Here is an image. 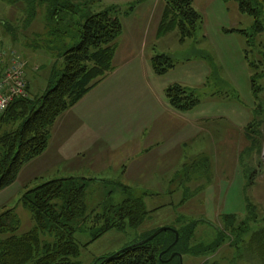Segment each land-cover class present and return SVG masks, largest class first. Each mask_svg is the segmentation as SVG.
I'll list each match as a JSON object with an SVG mask.
<instances>
[{
  "label": "rangeland",
  "instance_id": "obj_1",
  "mask_svg": "<svg viewBox=\"0 0 264 264\" xmlns=\"http://www.w3.org/2000/svg\"><path fill=\"white\" fill-rule=\"evenodd\" d=\"M108 1L111 0H88L93 11L111 4ZM144 3L143 6L135 4V8L134 3L112 5L120 7V21L126 23L130 18H140L136 12L140 7L145 12ZM193 6L202 16V23L194 37L180 42L174 30L158 43H148L146 49L143 46L141 54L150 52L153 55L172 56L175 65L159 77V82L161 85L180 84L194 93L199 106L185 113L187 118L209 113V102L224 104L223 108L218 105L225 113L221 124L217 123L214 138L218 152H207L205 159L197 162L193 160L186 181L177 172L174 174L176 181H172L170 188L164 191L140 190L135 188L134 182L126 179L123 166L114 165V159L113 164L100 173H87L84 170L72 174L65 170V163H56L55 157H69L75 152H62V148L55 147L53 142L49 150L46 148L48 151L25 163L12 184L0 190V216L8 226L2 238L21 236L34 227L31 209L22 199L27 190L51 179L80 175L92 179L86 188L88 211L101 212L103 207L119 205L129 196L144 197L147 210L164 206L149 212L138 227L124 222L122 227H111L96 238L94 236L98 233L99 225L93 224L91 219L86 220L83 229L76 233V239L82 244L77 264H93L96 258L114 254L139 242L160 227L174 229L190 224L194 225L192 240L194 244L200 245L195 248L194 254H183L180 263L263 264L256 246L253 243L248 246V235L243 246L240 245L237 250L234 245L229 246L230 231L225 230L226 215H233L235 227L245 217L255 215L259 220L257 225H263L264 79L261 80L257 106L249 90L250 71L244 59L246 38L237 31L224 30H245L254 37L256 43L262 41L264 35L254 36L255 19L240 13L234 0H193ZM126 15L130 16L129 19H125ZM63 42V38L45 36L40 6L28 4L24 0H0V43L3 49L16 51L25 62L29 96H39L50 77L55 79V75L58 78L61 74L64 68L61 55ZM117 42L119 48H123L120 45L124 41L120 37ZM133 49H138V46ZM118 58L116 63L119 69L121 64ZM126 68L132 69L133 63ZM153 80L155 84H150L145 76L137 77L138 84L133 87L137 88V100H144V106L142 109H133L131 121L128 122L127 117L113 116V109L102 122L99 119L93 121L97 125L95 127L104 132L108 144L104 152H126L131 145L127 144V140L133 136L127 129L136 128L132 120L158 114V122L162 118L167 125L183 124L180 118L176 119L166 111L161 112L163 104L168 101L163 91L159 98L154 96L157 81L154 77ZM131 82L132 79L124 85L132 87ZM134 95L131 99L135 98ZM230 103L233 104V110L225 112ZM78 142L83 143V140ZM179 178L182 180L179 181ZM123 187H130L131 190H124ZM218 228L221 233L217 231Z\"/></svg>",
  "mask_w": 264,
  "mask_h": 264
},
{
  "label": "trees",
  "instance_id": "obj_2",
  "mask_svg": "<svg viewBox=\"0 0 264 264\" xmlns=\"http://www.w3.org/2000/svg\"><path fill=\"white\" fill-rule=\"evenodd\" d=\"M24 1L40 6L45 36L63 38L64 68L58 78L56 75L55 79L50 77L39 96L15 99L2 114L0 190L16 180L25 163L46 150L59 115L76 105L113 69L115 40L122 29L120 9L115 5L93 11L88 0ZM164 1L158 34L175 30L180 42L194 37L202 16L194 8L193 0ZM234 1L240 13L255 19L254 36L264 35V0ZM224 31H237L246 38L244 59L250 71V92L258 106V93L264 79V37L256 43L245 30ZM151 64L157 74H163L175 65L172 57L165 54L154 55ZM164 95L169 105L178 111L190 110L198 103L194 93L180 84L168 85ZM90 180L83 176L55 178L27 190L22 199L31 209L34 227L21 236L2 238L8 226L0 216V264H77L82 244L76 239V233L83 229L86 220L91 219L93 224L99 225L96 238L111 227H122L124 222L138 227L151 212L146 209L143 197L132 196L119 205L103 207L101 212L88 211L86 188ZM123 188L131 190L130 187ZM225 220V230L230 231L229 246L234 245L238 250L248 235V246L251 243L256 246L264 264V217L261 226L257 225L256 215L245 217L237 227L233 215H226ZM193 226L162 231L145 243L138 245L136 242L117 251L119 253L98 257L93 262L180 264V255H192L200 245L192 240ZM217 231L220 232V228Z\"/></svg>",
  "mask_w": 264,
  "mask_h": 264
},
{
  "label": "crops",
  "instance_id": "obj_3",
  "mask_svg": "<svg viewBox=\"0 0 264 264\" xmlns=\"http://www.w3.org/2000/svg\"><path fill=\"white\" fill-rule=\"evenodd\" d=\"M108 2L111 3L109 5L134 3V8L137 7L135 4L139 3L143 6L144 3L146 6L143 9L146 13L139 6L140 8L137 9L136 13L140 18H130L126 23L121 20L122 31L117 39L120 37V40L124 42L120 45L123 48H119L117 39L115 41L113 69L76 105L59 115L52 128L47 149L49 150L54 142L55 147L62 148V152H75L69 157H55V162L65 163V170L72 172V174L84 170L87 173H100L107 170L113 164L114 159V165L124 167L123 173L126 179L134 182L135 188L164 191L167 187L170 188L172 181H176L174 174L177 172L182 174L180 177L184 178L185 181L189 179L193 160L197 162L199 159H205L207 152H218L214 138L218 128L217 123L221 124L225 115L224 111L218 108V105L220 104L223 108L224 104L222 102H209L207 103L209 113L203 112L197 115V118L190 119L185 113L197 109L199 102L192 109L186 111L175 110L168 105L169 103L165 102L161 112L166 111L172 117L180 118L183 122L182 125L170 123L167 125L163 123L162 118L158 122L160 117L158 114L150 118L132 120L136 124V128L127 129L130 136L131 134L133 136L127 140V144L131 143V145L126 152H104L105 145H108L104 139V132L101 128H96L97 125L93 121L99 119L102 122L104 117L111 114L112 109L113 116L127 117L128 122L131 121L133 109H142L144 106V100H137V88L133 87L138 84L137 77L145 76L150 84L152 82L155 84L153 77L156 79L157 87L154 92L156 98H159L162 91L164 93V89L169 85L163 83L161 85L159 82V77L168 71L163 74H157L154 71L151 64L153 53L147 52L145 54L143 52L144 54H141L143 46L146 49L148 43L152 45L158 43L167 34H158L165 1L111 0ZM129 17L126 15L125 19H129ZM137 46L138 49H133ZM119 53L121 54L119 55ZM117 57H119L121 64L119 69V65L116 63ZM130 63H133V68L127 70L126 67ZM197 72L196 74L199 75L200 72ZM130 79H132V87L124 85ZM132 94H135L134 99H131ZM229 110H233L231 103L225 112ZM218 136L220 138V134ZM79 140H83V143H79ZM32 178L33 176L30 177V179ZM178 180L181 181L182 179L179 178ZM162 206L164 205L151 211Z\"/></svg>",
  "mask_w": 264,
  "mask_h": 264
},
{
  "label": "built area",
  "instance_id": "obj_4",
  "mask_svg": "<svg viewBox=\"0 0 264 264\" xmlns=\"http://www.w3.org/2000/svg\"><path fill=\"white\" fill-rule=\"evenodd\" d=\"M24 63L16 51L5 50L0 45V119L15 99L29 95Z\"/></svg>",
  "mask_w": 264,
  "mask_h": 264
},
{
  "label": "water",
  "instance_id": "obj_5",
  "mask_svg": "<svg viewBox=\"0 0 264 264\" xmlns=\"http://www.w3.org/2000/svg\"><path fill=\"white\" fill-rule=\"evenodd\" d=\"M168 229H171L170 227H160V228H158V229H156L151 235H149L147 238H145V239H143V240H141V241H139V242H137V244L139 245V244H142V243H145L146 241H149V240H151L153 237H155L156 235H158L159 233H161L162 231H165V230H168ZM175 236H176V239H177V233L175 232ZM117 253H119V252H117ZM182 256L180 255V258H181ZM93 264H96V262H94ZM180 264H182V263H180Z\"/></svg>",
  "mask_w": 264,
  "mask_h": 264
}]
</instances>
